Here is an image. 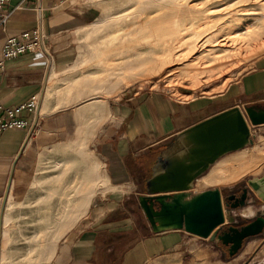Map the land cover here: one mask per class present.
I'll return each mask as SVG.
<instances>
[{
    "label": "crops",
    "instance_id": "obj_1",
    "mask_svg": "<svg viewBox=\"0 0 264 264\" xmlns=\"http://www.w3.org/2000/svg\"><path fill=\"white\" fill-rule=\"evenodd\" d=\"M6 9L10 16L0 28V59L8 36L36 28L43 39L41 51L6 59L0 71L3 106H14L34 94L38 97L35 112L25 113L27 126L0 134V210L9 196L26 203L21 209L33 212L25 223L32 226L42 224L41 217H35L36 211H50L48 221L42 224L50 233L44 239L51 251L46 264L240 261L246 251L226 257V247L216 239L183 229L154 232L138 197L147 194L146 180L154 165L181 132L233 107L264 108V53L237 80L209 96L181 99L163 90L147 89L94 95L97 87L80 81L78 41L82 31L98 19L96 8L83 0H10ZM72 140L82 142L95 155L103 184L84 213L57 238V227L66 226L55 219L56 199L70 193L69 186L31 190L30 183L40 154ZM46 193L54 197L49 198L48 206H41L36 200ZM37 234L28 235L30 241H40Z\"/></svg>",
    "mask_w": 264,
    "mask_h": 264
},
{
    "label": "rangeland",
    "instance_id": "obj_2",
    "mask_svg": "<svg viewBox=\"0 0 264 264\" xmlns=\"http://www.w3.org/2000/svg\"><path fill=\"white\" fill-rule=\"evenodd\" d=\"M83 1L88 3L89 6L96 8L99 12L98 19L86 30L82 31L78 41V67L80 70V81L89 82L87 85H89L90 88L95 85L98 90L93 93L94 95H112L111 87L114 84L115 86L120 85V90L114 94H118L123 90L147 89L163 90L164 92L177 98L180 97L181 99H189L203 95L209 96L222 91L228 84L237 80L251 67L255 58L264 53V21H262L264 17V7L262 6L264 0H219L222 3L227 2V9H231L232 12L237 11L236 13L240 14L244 21L241 26L242 31L247 28V25L248 27L250 26V28L262 31L261 33L263 34L261 35V39L254 42L252 48L243 51L240 58L236 59L227 67L217 68L212 71L205 70L202 73L199 72L193 82L189 79V76L191 75V62L189 61L190 57L188 56L180 62L169 65V67H172L173 65L175 66L176 64H179L171 74L166 73L169 67L160 68L159 72H157L160 65L156 66L157 68H153L149 65V69L147 67L148 75L142 76L140 79H133L134 82L132 80L125 86L126 82L123 81L122 78L128 79L132 76L134 77V75L136 77V74H142L145 69V65L141 62V65L136 64L135 66V64H133V67L132 65L127 66V62L130 58V60H132V58L137 60L140 56H142V58L148 56L147 54L141 53L140 46L143 44L146 45V37L151 38V35L155 33L153 31H155V26H158V23H160L159 25H161L162 28L172 24V22L169 23V20L171 19L172 21L176 16H173V11L170 12L172 15L169 14V16L168 10H172L169 6H172V3H175V1L177 2V0H169L170 2L168 0ZM187 1H189V4H193L197 7L206 2L205 0ZM179 2L180 0H178V3ZM242 8L245 10H242ZM220 18H223V16H220ZM157 19H159V21L162 19V21L159 22ZM166 19L168 21L165 23ZM215 20H217V16L215 17ZM146 22H148V24ZM156 22H158L157 25L154 24ZM198 27L199 26L196 24L190 29V31L183 32L184 35L182 34L183 38L181 41L184 39L188 40L190 36L191 39L189 40L192 41L193 39L194 41V38H196L197 35L194 34L196 37L192 35L193 33L200 31V28L197 30ZM142 29L144 33L141 31ZM188 42L189 41L182 42L185 43V45H181L180 47L184 49L185 46L190 43ZM203 55H205V53L198 55L199 57L202 56L199 61L200 64H204L203 60L205 58ZM122 68L126 69L123 70ZM121 79L123 82H121ZM250 128L252 143L246 145L242 149L221 156L214 164L210 165V167L196 179L194 187L191 190L192 193L200 192L209 188H218L222 191L221 193L223 196L236 188H249L246 183L247 179L251 177H259L264 174L263 161L255 170L248 171L228 183L221 184L216 182L217 184L213 183L202 190H198L197 187L200 178L210 173V171L218 164H222L220 171H218L220 180H224V178L227 179L229 176L239 172L241 168L249 164V157L247 155L253 152L255 148L261 149L264 145V123L255 126L250 125ZM58 147L61 149L57 150ZM58 147H51L40 154L36 176H34L30 183L31 190L34 189V187H41V189L46 190L49 187L59 189L60 186H69L71 192L57 195L56 199L59 203L57 205L55 219L58 223L62 222L66 226L64 228L57 227V238L62 235L63 229H67L84 213L91 197L96 193L98 187L103 184L102 173L97 164L95 155L86 145L82 142L78 143L72 140V142ZM242 153L246 154V159L240 158V156L243 155ZM55 157L57 160H55ZM50 173L58 176L50 177ZM65 174H72L73 177L63 176ZM84 194H88L90 197L85 202L84 209L80 211L78 207L81 205L80 200ZM40 196L41 197L38 198L36 202L41 206H48V202L51 200L49 198L54 197V194L46 193L41 194ZM248 201L247 206L244 208L234 209L224 205L226 211L234 217L235 223L246 221L252 218L258 211H264V203L252 190L251 194H249ZM254 202L259 203L260 208L258 206L254 207L253 205L256 204ZM25 204L21 201H14L12 197L9 196L4 203L3 208L5 209L2 208V210H0V240L2 241H0V264H46L51 257V251L49 252L50 249H48L50 243L44 240L50 234L49 227L42 225L43 221H48L50 211L48 209L36 211L37 215L35 217H41V226L26 225V219L29 217L32 218L33 212L28 210L23 211L21 208L26 206ZM37 233L39 234L40 241H30L32 237L28 235ZM240 250L238 252L246 251V253L240 261H234L233 264H255L254 261L258 262L256 264H264V233L247 239ZM226 257H230L228 253H226Z\"/></svg>",
    "mask_w": 264,
    "mask_h": 264
},
{
    "label": "water",
    "instance_id": "obj_3",
    "mask_svg": "<svg viewBox=\"0 0 264 264\" xmlns=\"http://www.w3.org/2000/svg\"><path fill=\"white\" fill-rule=\"evenodd\" d=\"M264 123V108L238 107L211 116L178 135L175 143L154 165L146 180V195L138 197L139 205L154 232L183 229L201 238L218 240L233 256L245 239L262 231L260 216L240 228L226 211L221 190L209 188L192 193L194 183L221 156L252 143L250 125ZM243 188L241 205L247 192L264 203V174L251 177ZM234 205H231V208ZM226 224L228 227L223 228Z\"/></svg>",
    "mask_w": 264,
    "mask_h": 264
},
{
    "label": "bare ground",
    "instance_id": "obj_4",
    "mask_svg": "<svg viewBox=\"0 0 264 264\" xmlns=\"http://www.w3.org/2000/svg\"><path fill=\"white\" fill-rule=\"evenodd\" d=\"M172 1H174V0H172ZM205 1L206 2L203 5L198 6V7L194 6L193 4H189V1H187V0H182V1L180 0L179 3L177 0V2L175 1V3L174 2L172 3V6H169V7H171L172 10L171 11L168 10V15L170 14V12L173 11L175 14V15L173 14V16H176V18H174L173 16L172 17L175 20L174 19H173L174 21L173 20L171 21V19L169 20V23L172 22V24H169L170 26H164V24H163L164 28H162L161 25H159L160 23H158V22L154 23L156 25L158 23V26L154 25L156 27V29L153 32H155V33L151 35V38L145 36L146 37V40H145L146 45L143 44L142 46H140L141 43L139 45L141 53L147 54L148 56L144 57V58H142V56H140V57H138L137 60H135V58H132V60H130L131 59L130 58L126 64L127 66L132 65V67H133V64H135V66H136V64L141 65V63H142L143 65H145V67H144L145 69L142 72V74H136V77L134 75V77L132 76L128 79L122 78L123 81L126 82L125 86L128 85V83H130V81H132L133 79H140V78H142V76L148 75L149 73L147 71V67L149 69V67H150L149 65H151V67H153V68L154 67L157 68L156 66L160 65L158 68V71L156 70L157 72H159L160 68H164V67L167 68V67H169V65H172L173 63L180 62L181 60H184L188 56L190 57L189 61L191 62V68H190L191 75L189 76V79L193 82L196 79L199 72L202 73L205 70L212 71V70L217 69V68H221V67H225V66L227 67V66L231 65L236 59L240 58V55L242 54L243 51H247L248 49L252 48V44L261 39V35L263 34V33H261L262 31L250 28V26L248 27V25L244 31L241 30V26L243 25L244 21L241 18L240 14L236 13L237 11L232 12L231 9H227V2L222 3L219 0H205ZM126 4H127V2H126ZM146 4H144V5H146ZM262 6L264 7V4H262ZM242 10H245V9L242 8ZM165 12H166V10H165ZM243 14H244V12H243ZM163 15H164V13H163ZM170 15H172V14H170ZM216 16H217V20H215ZM220 16H223V18H220ZM172 17H170V18H172ZM160 18H162V17H160ZM167 18H168V16H167ZM160 20L162 21V19H160ZM151 21H152V19H151ZM157 21H159V19H157ZM161 21H159V22H161ZM167 21L168 20L166 19L165 23ZM262 21H264V17H263ZM131 23H132V21H131ZM146 23L148 24V22H146ZM196 24L199 26L197 28V30L200 28V31H198V32L193 31L195 33L192 32L193 33L192 36H195L194 34L197 35V37L195 36L196 38L193 37L195 40L194 41H193V39H192V41L189 40V39H191L190 38L191 36H190L188 40L184 39L183 41H181L183 38L182 37L183 32L190 31V29H192L194 27V25H196ZM152 25H151V27H152ZM250 25H253V24H250ZM262 30H263V28H262ZM133 31H134V29H133ZM141 31L143 32V29ZM150 31H152V30H150ZM131 33H132V31H131ZM184 41L185 42L189 41L190 43L188 42L189 44L187 43L188 45L185 46L184 49H182L180 46L185 45V43H182ZM201 53H205V55H203V57L205 58L203 60L204 64H200V62H199L201 60L202 56L199 57L198 55ZM131 56H133V55H131ZM177 65H179V64H176L175 66L173 65L172 67L170 66L167 69L166 73L171 74L172 71L178 67ZM125 69H123V70H125ZM132 69H134V68H132ZM127 72H128V69H127ZM130 73H129V76H130ZM122 79H121V82H123ZM133 82H134V80H133ZM118 84H120V83H118ZM113 86H115V85L113 84L111 87V89H112L111 93L112 94L117 93L120 90V85L119 86L116 85L115 87H113ZM247 156L249 157V164H247L246 166L241 168V170L239 172L229 176L227 179L224 178V180L219 179L218 171H220L222 164H218L215 168H213L210 171V173H208L207 175L202 176L200 178V181L198 182V186L196 185L198 187V190L199 189L200 190L205 189V188L209 187L211 184L216 183V182L221 183V184L222 183H228L229 181H233V180L237 179L238 177H240L241 175L245 174L248 171L255 170L264 161V145L261 149L255 148V150ZM245 157H246V154H243L240 156L241 159H246ZM89 197L90 196L88 194H84L82 196V198L80 200L81 205L78 207V209H80V211L82 209H84L85 202L87 201V199Z\"/></svg>",
    "mask_w": 264,
    "mask_h": 264
},
{
    "label": "built area",
    "instance_id": "obj_5",
    "mask_svg": "<svg viewBox=\"0 0 264 264\" xmlns=\"http://www.w3.org/2000/svg\"><path fill=\"white\" fill-rule=\"evenodd\" d=\"M10 0H0V28H4L10 16L6 9ZM65 0H57L61 3ZM43 35L39 29L24 31L18 36H8L3 44L0 59V71L3 69V62L6 59L18 55L41 51ZM38 105V97L34 94L25 101L14 106H3L0 103V134L7 129L23 128L27 126L25 113H34Z\"/></svg>",
    "mask_w": 264,
    "mask_h": 264
},
{
    "label": "flooded vegetation",
    "instance_id": "obj_6",
    "mask_svg": "<svg viewBox=\"0 0 264 264\" xmlns=\"http://www.w3.org/2000/svg\"><path fill=\"white\" fill-rule=\"evenodd\" d=\"M243 188L244 187L236 188L234 190H231L229 193H226V194L223 195V199L225 201L224 203L226 204L227 207H231V205H234L235 206L234 209H236V208H244V207L247 206V203L249 202L248 201L249 194H251V193L247 192L245 202H244L243 205H241V195H242V192H243ZM254 203H256L255 205H253L254 207L258 206L260 208V206H259L260 204L259 203H257V202H254ZM258 210H260V209H258ZM261 210H262V208H261ZM260 216L264 219V211H258L252 218H250V219H248L246 221L240 222V223H234L233 226H235L237 228H240V227H242L244 225H247L248 223L254 221L256 218H258ZM228 226H229V224L223 226V228H226ZM263 233H264V223H263L262 231L259 234L255 235V236L261 235ZM255 236H251V237H249L247 239L253 238ZM247 239L244 240L243 244L245 243V241ZM243 244H242V247H243ZM225 247H226V250L228 252V247L229 246H225Z\"/></svg>",
    "mask_w": 264,
    "mask_h": 264
}]
</instances>
